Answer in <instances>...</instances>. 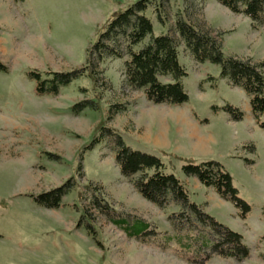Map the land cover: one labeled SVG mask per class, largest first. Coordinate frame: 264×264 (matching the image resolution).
I'll list each match as a JSON object with an SVG mask.
<instances>
[{
	"label": "rangeland",
	"instance_id": "obj_1",
	"mask_svg": "<svg viewBox=\"0 0 264 264\" xmlns=\"http://www.w3.org/2000/svg\"><path fill=\"white\" fill-rule=\"evenodd\" d=\"M136 1L0 0V63L6 69L0 72V264H264V130L255 124L246 94L220 78L218 66L193 60L175 22H188L217 38L226 56L252 63H264V25L253 28L248 18L231 13L216 0H148L144 13L153 37L168 33L177 44L179 62L187 73L182 79L187 107L207 116L211 106L229 104L243 113L242 120L230 123L223 111L214 116L212 159L231 176L250 212L241 219L227 202L206 213L242 235L249 256L240 262L211 254L200 248V242L191 250L174 240L162 245V233L199 241L212 238L197 223L176 234L167 215L178 207L161 212L142 201L131 181L119 173L111 140L97 134L101 123L131 149L150 152L153 134L167 123L172 125L173 113L181 115L150 103L141 89L126 84L124 50L122 58L106 57L102 62L93 54L96 83L84 70L54 96L36 95L34 82L26 77L28 71L83 69L98 29L111 14ZM81 102L90 105L73 113L71 108ZM95 135L99 142L84 150ZM157 151L151 154L181 181L185 175L180 157ZM161 151L168 155L161 157ZM66 183L69 190L56 209L41 207L29 197ZM94 199L122 216L143 219L159 236L148 243L126 237L92 205ZM85 225L94 229V236Z\"/></svg>",
	"mask_w": 264,
	"mask_h": 264
},
{
	"label": "trees",
	"instance_id": "obj_2",
	"mask_svg": "<svg viewBox=\"0 0 264 264\" xmlns=\"http://www.w3.org/2000/svg\"><path fill=\"white\" fill-rule=\"evenodd\" d=\"M216 1L231 13L248 18L253 28L264 25V0ZM148 4V0H138L111 14L98 29L96 38L87 51L86 66L83 69L66 73L26 72V77L35 84L36 95H57L60 88L68 86L84 70L95 84L97 80L94 76L92 55L95 54L102 62L106 57L122 58L124 50L128 55L124 62V78L129 87L141 89L145 99L154 105L186 104L189 97L182 79L187 73L179 62L177 44L168 33L152 36L151 21L144 14ZM158 21L163 22L160 16ZM175 30L194 61L218 66L219 77L227 79L233 87L240 88L246 94L254 122L264 130V63H252L249 59L226 56L217 38L196 29L182 19L176 20ZM147 36L150 37L148 43L137 51L133 50V47ZM0 72H6L5 66L1 63ZM161 77H166L168 81L162 82ZM89 105V102H81L75 104L71 111L75 113ZM211 110L225 112L232 121H240L243 118V113L229 104L220 108L211 106ZM96 132L100 134V138L106 137L111 140L119 173L131 181L133 188L143 199L162 210L171 205L178 207L179 211L167 215V220L176 234L186 225L191 227L197 223L207 228L212 238L208 240L201 237L199 241L189 235L181 237L178 234L162 233L161 238L164 242L162 245L166 246L168 242L174 240L187 250H191L192 244L200 242L201 249H208L211 254L220 258H231L240 262L249 256V249L244 244L242 235L219 223L193 202L184 184L173 174L166 172V166L159 157L131 149L119 134H114L109 127H102L101 123L97 125ZM98 142L99 137L95 135L91 142L84 146V150L92 149ZM159 155L166 157L168 154L161 151ZM177 159L182 162L181 170L185 176L195 177L203 186L213 188L221 199L230 202L238 210L241 219L247 216L250 206L239 197L231 176L222 164L213 160L197 162L192 159ZM245 162L252 163L247 159ZM68 190L69 186L66 183L29 197L41 207L56 209ZM92 205L126 237L148 243L149 239L153 240L159 236L143 219L122 216L109 205L96 199L92 201ZM262 216L264 218V206ZM85 229L89 235L94 236V229L90 225H85ZM262 258L264 260V254Z\"/></svg>",
	"mask_w": 264,
	"mask_h": 264
},
{
	"label": "crops",
	"instance_id": "obj_3",
	"mask_svg": "<svg viewBox=\"0 0 264 264\" xmlns=\"http://www.w3.org/2000/svg\"><path fill=\"white\" fill-rule=\"evenodd\" d=\"M160 106L164 110L179 112L181 115L175 116L173 113L170 122L172 125L167 123L166 128L158 129L153 134L151 140L153 146H148L151 149L148 153H155L158 152L157 150L162 149L171 151L182 159H192L197 162L217 161L212 159L216 138L211 128L213 118L218 112H213L210 107L211 113L207 116H201L195 110L189 109L187 104L182 106ZM227 121L232 120L227 117ZM181 182L189 191L190 199L199 205L205 213H210L211 209L214 208L219 209L227 206L228 201L221 199L213 188L203 186L197 178L185 176L181 179ZM132 190L134 193L136 192V195L138 194L134 188ZM141 200L150 204L143 198ZM157 209L163 212L162 209Z\"/></svg>",
	"mask_w": 264,
	"mask_h": 264
}]
</instances>
